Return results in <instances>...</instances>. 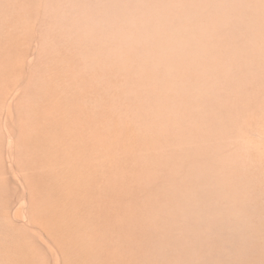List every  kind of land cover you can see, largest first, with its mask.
I'll return each instance as SVG.
<instances>
[{"label": "rangeland", "instance_id": "374dc122", "mask_svg": "<svg viewBox=\"0 0 264 264\" xmlns=\"http://www.w3.org/2000/svg\"><path fill=\"white\" fill-rule=\"evenodd\" d=\"M0 264H264V0H0Z\"/></svg>", "mask_w": 264, "mask_h": 264}]
</instances>
